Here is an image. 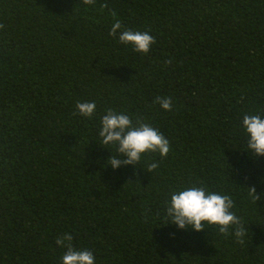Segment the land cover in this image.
<instances>
[{"label": "trees", "instance_id": "trees-1", "mask_svg": "<svg viewBox=\"0 0 264 264\" xmlns=\"http://www.w3.org/2000/svg\"><path fill=\"white\" fill-rule=\"evenodd\" d=\"M109 10L155 37L147 55L109 35ZM0 24V264H62L64 234L96 264H264V157L242 128L264 116V0H0ZM86 101L93 117L73 115ZM109 109L157 128L168 156L113 170ZM191 185L233 198L243 244L168 224Z\"/></svg>", "mask_w": 264, "mask_h": 264}, {"label": "clouds", "instance_id": "clouds-1", "mask_svg": "<svg viewBox=\"0 0 264 264\" xmlns=\"http://www.w3.org/2000/svg\"><path fill=\"white\" fill-rule=\"evenodd\" d=\"M87 6H96L97 0H82ZM109 9L107 3H100L99 11L103 13ZM108 15L114 18L109 35L118 38L119 43L131 46L133 51L141 55H147L156 39L149 31H133L124 28L116 17L115 11L109 10ZM0 28L3 25L0 24ZM172 63L171 59L165 61ZM155 103L164 111L171 112L173 101L170 96H157ZM76 112L81 116L91 119L96 111V103L78 102L75 105ZM99 136L103 145H112L117 155H112L107 161L113 170L121 166H137L143 156L150 153L158 154L161 159L166 158L171 151L170 142L157 128L137 118L133 123L132 118L124 113H118L112 109L107 110L101 117ZM242 128L247 137V149L254 157H264V116L260 114H245L242 118ZM159 164L152 162L147 171L153 172ZM252 202L256 204L261 200L255 187L246 189ZM233 198L228 194L209 191L204 185H191L183 189L174 190L170 194V200L166 203L165 217L168 224L179 229H191L203 232L207 227H215L219 234L225 237L234 236L237 243L243 244L248 230L242 219L233 209ZM73 237L64 234L57 238L56 244L65 249L61 257L62 264H96V257L87 249L77 250L72 244Z\"/></svg>", "mask_w": 264, "mask_h": 264}]
</instances>
